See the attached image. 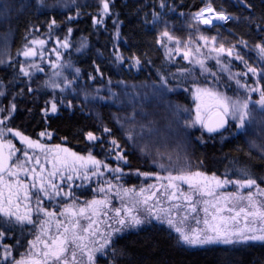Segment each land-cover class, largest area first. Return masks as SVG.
Returning a JSON list of instances; mask_svg holds the SVG:
<instances>
[{
	"label": "snow or ice",
	"instance_id": "6c2138e0",
	"mask_svg": "<svg viewBox=\"0 0 264 264\" xmlns=\"http://www.w3.org/2000/svg\"><path fill=\"white\" fill-rule=\"evenodd\" d=\"M239 4L249 12L255 7L250 0H239ZM260 6L264 10V0H260ZM71 7L77 9L76 16H67L63 22L67 24L75 22L82 14L77 0H71V3L68 0H0V27L9 26V30L3 33L5 48L13 19L18 20L26 14L50 16L47 35L51 38L53 31L61 26L55 18L63 14L59 10H71ZM112 7L111 0H99L97 12L90 17L95 31L98 32L101 26L107 30L105 17H112ZM158 7L161 11L154 10L151 20L147 19L146 13L143 17L144 26L150 25L149 30L156 29L155 44L165 50L167 60L172 61L175 56L182 55L194 68L198 66L201 75L205 76L206 86L196 85L184 89L191 93L195 101L194 115L192 110L173 104L168 98L179 88V83L170 86L169 77H175L176 74L158 72L159 83L153 84L151 97L158 101L156 109L163 108L174 119H169L166 127L160 128L158 121L148 119L149 116H155V112L145 111L143 105L139 110L133 106L131 114L115 117L125 140L124 146L118 142L113 128L106 124L98 123L93 130L77 129L75 135H82L89 145L86 155L61 144H48L44 138H53L54 133L48 130L49 121L59 118L62 110L71 115H75L77 110L85 116L92 115L91 110L85 112L89 93L76 91L80 69L74 67L71 58L73 47L80 54L90 48L87 37L81 38L78 47L69 39L74 32L72 27L67 28L62 40L57 37L56 47L52 49L56 61L49 63L53 69L60 71L53 72L56 79H49L42 84V87L52 89V97L45 100L39 110L45 128L37 134L36 139L10 126L19 111L17 97L38 93L39 87H31L33 73L44 71L41 65L29 61L37 55L43 59L47 41L38 37H25L26 43L17 52L24 60L18 61V73L15 68L17 62L8 65L15 74L7 84L15 88L18 84H24V78H27L28 84L18 92L13 91L7 105L0 107V264H121V258L124 264H141L134 255L128 258L129 253L134 254L136 245L140 244L139 239L130 238L138 237L141 233L150 234L153 238L159 236L184 252L206 250V246L216 245L231 246L232 249L238 245H264V187L261 186L264 184V175L257 176L251 167L241 165L236 158L230 162L231 172L226 170L223 176L215 173L209 175L201 170L203 160L193 165L190 159L187 170L173 174L166 165L159 163L157 157L162 156L161 153L157 152L156 157H152L149 151L153 134L159 137L164 132L166 135L174 134L178 139L191 137L192 131L197 130L198 126L200 135L195 137V141L200 144L215 140L216 136H220L222 141L229 137L245 138L248 146L246 155L251 158L255 150L258 153L256 166L264 167V23L258 24V42L251 47L248 40L228 46L225 42H219L217 46L218 36L202 34L200 25L219 27L216 21L238 20L251 25L257 21L251 14L234 16L223 6L217 9L212 0H208L204 7L190 14L188 27L201 33L197 37V46L193 48L191 34L188 40L182 41L169 28L168 20L165 19L168 13L163 10L175 11L173 5L168 4L167 0H159ZM140 11L142 7L136 14L139 15ZM260 20L264 21V11ZM122 23L118 17L113 20V41L120 40ZM38 31L33 25L31 32ZM201 42L208 49L207 54L202 51ZM124 43L126 46L131 44V37ZM244 49L255 51L256 58L252 59L244 53ZM212 54H215L214 57ZM97 55L103 56V53L97 51ZM65 56L68 57L66 62ZM111 56V62L117 66L139 68L142 64L140 55L132 52L125 58L115 43ZM211 58L216 61V71L206 63ZM233 61L244 65L245 70L232 72ZM3 63L0 60V64ZM94 71L103 76L99 66ZM181 71L184 74L189 72L188 69ZM64 72L73 78L69 79V75H64ZM225 73L228 83H224ZM209 76L213 79L209 80ZM61 77L62 82H58ZM88 79L94 81L95 77L90 74ZM108 83L111 85V80ZM232 83L236 86L232 96L220 90L231 89ZM6 89L7 86L0 81V97L5 99ZM69 90L73 97L83 95L79 106L64 95ZM95 91L99 93L101 90ZM253 95L258 98L253 99ZM116 96L117 93L109 88L108 98ZM97 98L106 99L92 97ZM27 111L33 113L32 108ZM181 116L184 117L182 125L179 123ZM225 133H228L227 137ZM9 137L18 139L21 147H17ZM105 137L108 139L105 140ZM146 138L149 142L141 146ZM61 140L67 141V137H61ZM105 143L108 145L106 149L103 147ZM97 144L101 145L104 159H98L93 154ZM137 148L141 154L151 157L153 164L167 175L137 169L136 176L148 179L155 175L157 181L147 188L140 187L139 191L104 179L107 172L117 182L121 181L126 175L124 167L130 166L129 155H134ZM113 160L117 165L114 168L110 167ZM232 176L236 178L232 179ZM94 178L98 185L96 188H92ZM184 185L187 186L186 191ZM229 185L234 190L224 191ZM82 188H91V199L81 200L77 190ZM115 198L120 201L118 207L113 206ZM200 213H203L202 219ZM192 220L195 221V227L190 224ZM150 246L151 243L145 245Z\"/></svg>",
	"mask_w": 264,
	"mask_h": 264
},
{
	"label": "trees",
	"instance_id": "16d2710c",
	"mask_svg": "<svg viewBox=\"0 0 264 264\" xmlns=\"http://www.w3.org/2000/svg\"><path fill=\"white\" fill-rule=\"evenodd\" d=\"M71 3V0H68ZM208 2V0H167L168 4L173 5L175 11L168 12L167 9L163 11L168 13L165 19L168 20L169 28L172 30L174 36L182 41H186L190 38L196 43L197 37L201 34L192 35L193 31L188 27L190 22V14L195 13L201 7ZM255 5L253 9L244 10L239 4V0H212L215 8L219 9L223 6L227 11L234 16H248L251 14L255 17L257 23L249 25L246 21H228L219 27H204L201 26V32L209 37L218 36V43L225 42L226 46L236 44L240 40H248L249 46L257 41L258 24L264 23L260 20L262 10L260 6V0H250ZM77 3L81 6L82 14L76 18V21L67 24L63 23L66 17L76 16L77 9L71 7V10L63 9L62 15H57L55 18L57 24L61 25L59 28L53 31L51 39L59 37L63 39L68 27H72L74 32L69 39L73 45L79 46V41L83 37H87L90 45L89 49H86L82 54L75 51V47L71 49V58L75 68L80 69L79 83L76 85L77 93L82 90L89 93V101L85 106V112L91 110L92 115L85 116L79 110L75 115H71L68 111L62 110L59 118H53L49 121V131L53 132V138L50 140L52 144H61L72 151L80 154H87L89 145L83 139L82 135H75L77 129L83 128L84 130H93L98 123L106 124L113 128L118 142L122 146L125 145V140L122 136L120 124L116 122L115 117H123L132 113L133 106L137 110L144 106V110L148 112H155V116H149V120L158 121V127L165 128L169 119H174L171 113H167L163 108L156 109L158 101L151 97L152 86L154 83H159L158 72L164 74H176L175 77H169L170 86H174L179 83V88L175 92L169 94V99L173 104H178L183 108L192 110V103L190 98V92H185V88H191L196 82L194 76L191 73V67L189 63L183 59V57L177 56L172 61H169L165 57V50L155 44L156 29L149 30L151 26H144L143 17L147 14V19L151 20L152 12L161 11L158 7L159 0H111V4L114 5L111 11L112 17H105V25L107 30L103 26L99 31H95L91 23V14H95L98 10L97 5L99 0H77ZM142 7V11L137 15V10ZM184 13L185 15H181ZM122 21L121 24V37L120 40L113 41L112 37L115 34L113 27V20L117 19ZM51 17L31 14L22 15L18 20L13 19L11 22V34L7 39V47L5 48V40L3 33L9 30V26L5 25L0 27V60L4 63L0 64V81L4 82L7 86V99L3 98V102L6 104L8 100L12 98V92H18L21 87H25L28 84L27 78H24V84H18L15 88L8 85L7 82L13 78L15 74L13 69L8 65L15 63L16 72L18 73L20 56L17 55L18 50L22 48V41L24 35L28 33L35 26L39 29L37 33L42 38L48 37V23L47 21ZM2 19V15H0ZM162 27V25H161ZM39 37V36H38ZM131 37V44L125 45L124 41ZM114 43L124 53L125 58L132 52H136L142 58V64L139 68H129L127 65L121 67L112 63V49ZM173 47V45H172ZM97 51L102 52L103 56H98ZM244 53H247L252 59L256 58V52L249 49H244ZM243 54V53H242ZM247 58V57H246ZM68 59L64 57V62ZM151 63H148V61ZM251 62V60H250ZM232 72L243 71L244 65L238 61L232 62ZM208 65L213 71H216V65L214 62H209ZM99 66L102 69L103 76L94 71L95 67ZM181 69H188L189 72L184 74ZM93 75L95 80H89V75ZM69 78H73L68 74ZM224 83H228L227 74H223ZM199 77V76H197ZM33 82L31 87L40 88L38 93L33 95H25L24 97H17L19 105V111L15 114V119L11 121V126L19 128L24 134L29 135L33 139L37 138V134L43 131L45 123L41 119L40 108L45 104V100L48 97V92L42 87V81L39 77L32 78ZM205 79V78H204ZM208 79H213L209 76ZM111 80V85L108 81ZM200 81L202 78H199ZM118 81H124V84H119ZM249 83H252L249 80ZM109 88L114 93H117L116 97H109ZM236 86L232 83L231 89L221 88V91H225L227 95L232 96L234 94ZM96 89H100L99 93H96ZM71 90L67 93L69 96L67 99H72L78 106L83 100V95L73 97L70 95ZM145 93L148 95L146 96ZM65 94V93H64ZM59 98V95L57 96ZM92 97H105L106 99H92ZM32 108L33 113L29 114L27 109ZM193 112V111H192ZM139 120L140 117L138 116ZM184 117L181 116L179 123L183 124ZM127 127V125H126ZM175 127V125H173ZM258 131V130H257ZM97 134H99L97 132ZM200 132L197 130L192 131L191 137L177 138L174 134L166 135L164 132L159 134H153L149 145L154 149H158L163 153L161 148H165L164 151L176 154L175 157L180 159L183 165H188V160L193 162V165L198 160H203L201 170L208 174L215 173L218 176H223L225 171L231 172L230 162L233 158H236L241 165H248L252 168V171L257 175H264V167H257L258 153L253 150L252 157L250 158L246 153L248 152V146L245 143V138L232 139L222 141L220 136H216L215 140H206L205 144H200L195 141V137L199 136ZM226 137L228 133L224 134ZM61 137H67V141L61 140ZM259 140L258 135L256 136ZM106 140V139H105ZM148 139L141 143H148ZM106 149L107 143L103 145ZM239 149H243L242 151ZM165 153V152H164ZM94 155L98 159H104V153L101 151V145L97 144L94 148ZM130 166H125L124 170H137L140 171H152L151 165L148 160L136 153L129 155ZM110 164H116V161H111ZM186 169V168H184ZM235 179V176H232ZM260 181L258 180V183ZM140 240V244L136 245L135 253H129V259L134 258L141 261V264H264V245L255 243L253 246H236L232 249L230 246L216 245L206 248V250H188L187 252L180 251L178 248L172 245L171 242H167L159 236L153 238L150 234L141 233L138 237L133 236L130 240ZM159 241V243H157ZM151 243L150 247H145ZM225 249H228L225 251ZM121 264H124V259L121 258Z\"/></svg>",
	"mask_w": 264,
	"mask_h": 264
},
{
	"label": "rangeland",
	"instance_id": "374dc122",
	"mask_svg": "<svg viewBox=\"0 0 264 264\" xmlns=\"http://www.w3.org/2000/svg\"><path fill=\"white\" fill-rule=\"evenodd\" d=\"M215 23H216L217 25H222V24H224V23H221V21H217V22H215ZM201 26H204V25H200V27H201ZM204 27H208V26H204ZM191 31H193V34H192L193 36H194V35H197V34L199 33V32H196L194 29H191ZM26 36L28 37V39L37 38V37L39 36L38 38H40V39H44L45 41H47V43H46V45H45V48L47 49V51L44 52L43 59H41V57H40L39 55H37L36 57L32 58V59L29 61V63H33V62H34V63H36V64L41 65V67H43V69H44V71H42V72H40V71H35V72L33 73V77H32V78H34V77H36V78L39 77V79L42 81V83H43L44 81L49 80V79H56L55 77H53V72H54V71H60V69H53V68L50 66L49 61H56V54H55V52L52 51V49L56 47V40H57V38H53V39L48 38V37L42 38L41 35H39V33H37V32L32 33L31 30H30V31H28L27 34L24 35V39H23V41H22V44H23V45L26 43V40H25V37H26ZM61 40H62V39H61ZM193 42H194V41H193ZM196 42H197V39H196ZM23 45H22V48H23ZM196 46H197V43L192 44V47H193V48H195ZM217 46H218V45H217ZM173 47H175V45H173ZM200 47H201L202 51H203L205 54H207L208 49H207L206 47H204V45H203L202 42L200 43ZM22 48H21V50H22ZM61 51L63 52V51H65V50L61 49ZM212 55H213V57H214L215 54H212ZM181 56H182V55H181ZM175 57H177V56H175ZM20 58H21L20 61H23V60H24V57L20 56ZM185 61H186V60H185ZM187 62L189 63V61H187ZM209 62H214L215 65H216V61H215L214 58L208 59V60L206 61L207 64H208ZM189 66L192 68L190 71H191V73L193 74V76H194V80H195V82H196L191 88H193V87L196 86V85H199V86H206V83H204V81H200V80H199V78H202V80H205V79H204L205 76L201 75L199 67L196 66V67L194 68L192 63H189ZM68 74H69L68 72H64V75H68ZM205 75H206V74H205ZM197 76H199V77H197ZM208 78H209V77H208ZM62 79H63V77L59 78L58 82H62ZM69 79H70V78H69ZM209 80H210V79H209ZM45 91L48 92V97H47L46 100L51 99V97H52V89H51L50 87H49V88H45ZM67 93H68V92H66L64 95L68 98L69 95H68ZM58 95H60L59 90H57V96H58ZM229 96H230V95H229ZM57 98H58V97H57ZM190 98H191V103H192V111H193L192 114L194 115L195 101H194V99H193L191 93H190ZM257 98H258V97H257L256 95H253V99H257ZM6 105H7V103L5 104V103L3 102V97H0V107H4V106H6ZM197 128H198V126H197ZM9 138H11V137H9ZM11 139H13V143L16 144L17 147H21L20 142H19L18 139H15V138H11ZM105 139L107 140L108 138L105 137ZM44 142H46V143H48V144H52V143H50V140L47 139V137L44 138ZM52 145H54V144H52ZM142 145H143V143H141V146H142ZM62 146H63V147H66V146H64V145H62ZM161 150H162L163 153L159 152L158 149L156 150V149H154L153 147H151V146L149 145V151L151 152V156H152V157H156V153H157V152L161 153L162 156L157 157L159 163H162V164L166 165L170 170H172L173 174H177V173L180 172V171L187 170V166H186V165H183L182 162H180V159H177V158L175 157L176 154H173V152L168 153V152L164 151L165 148H161ZM164 152H165V153H164ZM136 153L139 154V155H141V156L143 157V159H146V160L149 161L153 173H159L160 175H167L166 172L161 171V169H159L155 164H153V160H152L151 157H149L148 155H143V154H141V153L139 152V149H138V148L136 149ZM256 153H257V152H256ZM79 154H80V153H79ZM84 155H86V154H84ZM116 166H117L116 164H115V165H114V164H110V167H113V168H114V167H116ZM184 168H186V169H184ZM135 171H136V170H124V172L126 173V175H125V177H124L121 181H119V182H117V181L113 178L112 174L107 173V172L105 173L104 179H105V180L111 179L112 182H113L114 184H117V183H118V184H121V185H123V187H125V188H135L136 191H139V188H140V187H145V188H147V186H148L149 184H156V183H157V181H156V179H155V175H153L151 178L145 179L144 177H138V176H136V175H135ZM128 173H131V174H130V175H127ZM209 175H211V174H209ZM232 179H233V178H232ZM77 183H80V181H77ZM165 183H166V181H165ZM261 186L264 187V184H262ZM96 187H98V185L96 184V181H95V178H94L93 181H92V188H96ZM183 188H184L185 191L187 190V186H186V185H184ZM233 190H234V189H233V187H232L231 185L226 186V188L224 189V191H233ZM152 191H155V189H152ZM77 194L80 195L81 200L91 199L92 196H93V193H92L91 188H87V189H84V188H82V189H78V190H77ZM119 205H120V201H119V199H118V198H115V199L113 200V206L118 207ZM200 218H201V219L203 218V213H200ZM190 224H191V226H193V227L196 226L194 220L190 221ZM201 226H202V225H201ZM221 246H224V245H221ZM238 246H239V245H238ZM208 247H212V246H206V248H208ZM230 247H231V246H230Z\"/></svg>",
	"mask_w": 264,
	"mask_h": 264
},
{
	"label": "water",
	"instance_id": "95a60500",
	"mask_svg": "<svg viewBox=\"0 0 264 264\" xmlns=\"http://www.w3.org/2000/svg\"><path fill=\"white\" fill-rule=\"evenodd\" d=\"M205 135L207 136V134L205 133Z\"/></svg>",
	"mask_w": 264,
	"mask_h": 264
},
{
	"label": "flooded vegetation",
	"instance_id": "af4514ba",
	"mask_svg": "<svg viewBox=\"0 0 264 264\" xmlns=\"http://www.w3.org/2000/svg\"><path fill=\"white\" fill-rule=\"evenodd\" d=\"M11 126V125H10ZM30 238V237H29Z\"/></svg>",
	"mask_w": 264,
	"mask_h": 264
},
{
	"label": "bare ground",
	"instance_id": "6f19581e",
	"mask_svg": "<svg viewBox=\"0 0 264 264\" xmlns=\"http://www.w3.org/2000/svg\"><path fill=\"white\" fill-rule=\"evenodd\" d=\"M217 22V21H216Z\"/></svg>",
	"mask_w": 264,
	"mask_h": 264
},
{
	"label": "built area",
	"instance_id": "2783aa9c",
	"mask_svg": "<svg viewBox=\"0 0 264 264\" xmlns=\"http://www.w3.org/2000/svg\"><path fill=\"white\" fill-rule=\"evenodd\" d=\"M224 22V21H223Z\"/></svg>",
	"mask_w": 264,
	"mask_h": 264
}]
</instances>
